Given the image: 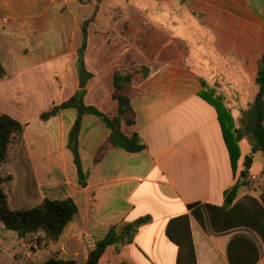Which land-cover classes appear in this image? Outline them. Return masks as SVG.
I'll return each mask as SVG.
<instances>
[{
  "label": "crops",
  "instance_id": "crops-1",
  "mask_svg": "<svg viewBox=\"0 0 264 264\" xmlns=\"http://www.w3.org/2000/svg\"><path fill=\"white\" fill-rule=\"evenodd\" d=\"M91 1L97 6L86 28L83 59L91 77L84 102L116 115L113 76L134 70L127 91L133 123L122 121L121 129L138 134L146 147L129 153L111 146L104 124L83 115L79 150L89 176L81 187L66 147L76 110L64 109L47 121L39 114L79 87L77 50L89 17L81 12L89 1L0 0V61L8 72L0 80V99L12 103L4 110L24 124L40 202L71 197L77 205L59 240L43 242L39 250L48 247L49 255L83 264L111 226L147 216L129 242L118 250L108 245L97 264H176L177 246L165 229L172 218L188 214L197 264H264L263 235L236 223L256 210L264 222L259 193L249 195L254 200L242 198L240 189L229 209L217 210L243 169L245 140L234 175L216 108L200 95L220 101L237 124L240 109L257 91L264 1ZM248 174L262 175L250 168ZM211 214L228 215L227 225L213 222Z\"/></svg>",
  "mask_w": 264,
  "mask_h": 264
},
{
  "label": "trees",
  "instance_id": "trees-1",
  "mask_svg": "<svg viewBox=\"0 0 264 264\" xmlns=\"http://www.w3.org/2000/svg\"><path fill=\"white\" fill-rule=\"evenodd\" d=\"M91 21L92 19L84 20L81 25L82 41L77 50L79 72L78 89L69 98L60 103L53 104L39 114L41 121H47L58 115L64 109L74 108L76 110V117L68 132L66 147L72 154L76 167L77 182L81 187L87 185L89 176V171L84 169L82 165L79 150V135L83 115H93L104 124L109 131L106 142L111 146L129 153L140 152L146 147L138 134L133 133L127 135L121 129L122 121L127 125L133 123V111L130 105V96L127 91L130 88L134 70L124 74L115 73L113 76L112 98L118 104L116 115L110 117L96 107L84 102L85 86L91 77V73L86 69L83 57L86 48V28ZM141 70L145 72L144 67H141ZM7 76L8 72L0 61V80ZM255 84L257 86L256 94L245 108L240 109L236 125L230 111L220 101L209 99L203 94H200L216 108L234 175L240 158L239 142L242 140H245L248 144L250 149L249 154L255 152L262 153L261 174L264 175V53L257 60ZM23 132L24 124L22 122L7 113L0 112V170L7 160L10 145L15 138L17 140L22 139ZM105 145L99 148V156L105 152ZM249 168L250 166L246 167L244 164L234 184L224 191V203L217 210L229 209L237 198L240 189L248 185L249 182L245 180V177H247ZM11 179L12 176L10 174L3 176L0 173V222L2 223V228L14 231L18 238L36 235L35 244L38 247L43 242L46 244L49 242H57L66 226L77 213L75 201L71 197L63 199H50L45 197L39 204L33 207L11 208L8 204L7 194L4 191L5 182ZM248 198L252 199L251 197ZM258 199L259 202H255L258 204L257 206H259L260 212L264 214V185L259 192ZM189 208H191L193 215L198 216L195 211V204L189 205ZM222 216L219 214H211L213 222L217 221L218 223V221L223 220V225H227V221H229L228 215L226 217ZM148 221L149 217L144 216L134 223L121 228L111 226L105 236L88 250L86 261L83 264H97L98 259L108 245H115L116 250H118L121 245L131 240L140 225ZM236 223H245L255 230H258L264 237V222L260 219L259 211L256 210L249 215L238 217ZM165 233L170 241L177 246L176 264H197L196 251L190 227V217L188 214H182L172 218L167 224ZM38 264L77 263L73 259H62L57 255H52Z\"/></svg>",
  "mask_w": 264,
  "mask_h": 264
},
{
  "label": "rangeland",
  "instance_id": "rangeland-1",
  "mask_svg": "<svg viewBox=\"0 0 264 264\" xmlns=\"http://www.w3.org/2000/svg\"><path fill=\"white\" fill-rule=\"evenodd\" d=\"M88 1L89 7L87 9L83 7V12L81 13L84 14V17L88 14V19H93L97 4H93L91 0ZM263 1L259 0L260 3ZM78 14L81 18L80 15L82 14H80V10H78ZM1 91L2 88L0 87ZM9 102L10 100L7 103L5 100L0 99V112L6 113L4 108L12 106V103ZM17 120L22 122L20 119ZM240 148L245 153L244 161L247 156L251 159L250 172L253 174L259 173L262 169V153L255 152L249 154V147L245 141L240 143ZM0 173L3 176L8 174L12 176V179L6 181L4 184V191L7 194L8 204L11 208H29L40 203V197L38 198L36 193L35 177L32 174L30 162L27 158V149L24 145L23 135L22 139L17 140L15 138L10 145L7 160L3 164ZM245 180L249 183L242 188V192L245 193L242 198H248L250 194L260 192L264 184V175L251 179L250 175L247 174ZM257 195L259 196V194ZM35 238L36 235L18 238L14 231L3 229L0 222V264H38L52 255H57L55 253L49 255L50 250L48 247L39 250L35 244Z\"/></svg>",
  "mask_w": 264,
  "mask_h": 264
},
{
  "label": "water",
  "instance_id": "water-1",
  "mask_svg": "<svg viewBox=\"0 0 264 264\" xmlns=\"http://www.w3.org/2000/svg\"><path fill=\"white\" fill-rule=\"evenodd\" d=\"M250 162H251V159L250 158H248V156L245 158V166L246 167H248V166H250Z\"/></svg>",
  "mask_w": 264,
  "mask_h": 264
}]
</instances>
